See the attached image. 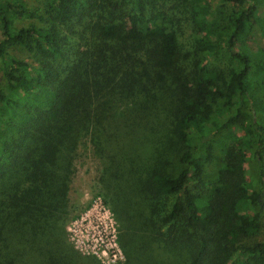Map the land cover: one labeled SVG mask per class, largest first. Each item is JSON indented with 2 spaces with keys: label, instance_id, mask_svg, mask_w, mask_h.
<instances>
[{
  "label": "trees",
  "instance_id": "obj_1",
  "mask_svg": "<svg viewBox=\"0 0 264 264\" xmlns=\"http://www.w3.org/2000/svg\"><path fill=\"white\" fill-rule=\"evenodd\" d=\"M42 2L0 0V264H99L64 228L83 142L116 264H264V0Z\"/></svg>",
  "mask_w": 264,
  "mask_h": 264
},
{
  "label": "rangeland",
  "instance_id": "obj_2",
  "mask_svg": "<svg viewBox=\"0 0 264 264\" xmlns=\"http://www.w3.org/2000/svg\"><path fill=\"white\" fill-rule=\"evenodd\" d=\"M22 1L25 7L34 9L41 8L43 4L42 0ZM25 23L27 21H18L16 25ZM190 34L189 25H184L181 35L184 43L189 41ZM249 45L250 43H247V47ZM11 51L18 56L22 55V51L17 47H13ZM258 59L263 61L264 58L260 56ZM214 153L204 167L206 178H211L218 166L219 154L216 149H214ZM73 166L74 174L68 198L74 211L66 219L64 225L67 242L78 255L94 258L99 264L123 263L124 257L117 244L118 224L103 199L94 189L99 162L92 154L87 142L81 143L77 148ZM263 236L264 225L255 239L260 240Z\"/></svg>",
  "mask_w": 264,
  "mask_h": 264
}]
</instances>
